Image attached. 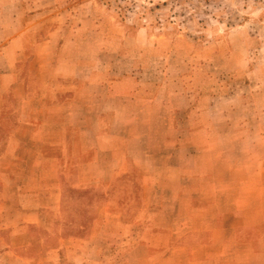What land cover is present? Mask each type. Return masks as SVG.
I'll return each instance as SVG.
<instances>
[{
	"label": "crops",
	"instance_id": "0c3cea01",
	"mask_svg": "<svg viewBox=\"0 0 264 264\" xmlns=\"http://www.w3.org/2000/svg\"><path fill=\"white\" fill-rule=\"evenodd\" d=\"M29 2L0 0V264H264V127L224 154L176 139L170 99L108 61L94 0L39 21ZM102 16L119 51L152 35Z\"/></svg>",
	"mask_w": 264,
	"mask_h": 264
},
{
	"label": "rangeland",
	"instance_id": "374dc122",
	"mask_svg": "<svg viewBox=\"0 0 264 264\" xmlns=\"http://www.w3.org/2000/svg\"><path fill=\"white\" fill-rule=\"evenodd\" d=\"M58 1L33 0L28 6L42 14L39 21L67 6ZM72 1L79 13L83 0ZM94 1L85 8V22L106 30L99 37L108 61L119 71L129 67L155 94L159 91L160 104L170 99L171 123L186 130L175 132L176 139L183 135L205 143L214 137L215 149L224 154L225 141L251 140L264 127V0ZM105 11L123 27L152 35L141 37L138 48L128 44L119 51V36L109 31L113 21L102 19ZM91 38L98 47V37ZM194 126H202L197 135ZM211 150L200 152L208 163Z\"/></svg>",
	"mask_w": 264,
	"mask_h": 264
}]
</instances>
